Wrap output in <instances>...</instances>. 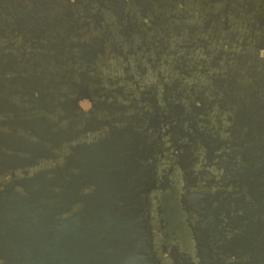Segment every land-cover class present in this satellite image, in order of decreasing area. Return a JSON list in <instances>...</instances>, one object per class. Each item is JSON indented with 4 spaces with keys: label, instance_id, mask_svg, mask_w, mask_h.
Here are the masks:
<instances>
[{
    "label": "water",
    "instance_id": "1",
    "mask_svg": "<svg viewBox=\"0 0 264 264\" xmlns=\"http://www.w3.org/2000/svg\"><path fill=\"white\" fill-rule=\"evenodd\" d=\"M0 264H264V0H0Z\"/></svg>",
    "mask_w": 264,
    "mask_h": 264
},
{
    "label": "flooded vegetation",
    "instance_id": "2",
    "mask_svg": "<svg viewBox=\"0 0 264 264\" xmlns=\"http://www.w3.org/2000/svg\"><path fill=\"white\" fill-rule=\"evenodd\" d=\"M144 18H142V20H143ZM29 34V33H28ZM27 33H26V35H28ZM30 36V34L26 37V38H28ZM40 42V41H39ZM41 43H43V42H41ZM7 180H11V178H9V177H7Z\"/></svg>",
    "mask_w": 264,
    "mask_h": 264
}]
</instances>
